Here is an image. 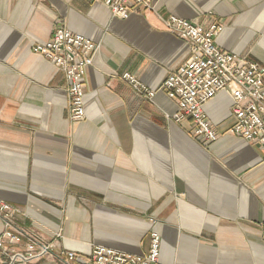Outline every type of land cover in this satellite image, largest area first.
<instances>
[{
  "label": "crops",
  "instance_id": "1",
  "mask_svg": "<svg viewBox=\"0 0 264 264\" xmlns=\"http://www.w3.org/2000/svg\"><path fill=\"white\" fill-rule=\"evenodd\" d=\"M154 1L121 19L89 0H0V198L23 235L15 250L29 238L50 248L30 264H67L69 252L83 264L95 246L146 255L152 233L162 264H264V156L230 133L231 95L205 106L219 137L204 145L160 91L190 58L171 16L221 24L217 46L264 67V0ZM63 27L98 46L78 123L63 73L33 52Z\"/></svg>",
  "mask_w": 264,
  "mask_h": 264
},
{
  "label": "built area",
  "instance_id": "2",
  "mask_svg": "<svg viewBox=\"0 0 264 264\" xmlns=\"http://www.w3.org/2000/svg\"><path fill=\"white\" fill-rule=\"evenodd\" d=\"M108 7L117 18H127L136 8L154 10V0H89ZM169 31L177 35L190 51L189 60L173 70L164 80L160 91L178 104L172 116L175 123L190 121L193 137L204 145L217 142L218 133L211 125L205 106L218 94L231 95L234 125L230 130L251 145L258 146L264 156V67L221 50L216 43L223 26L218 23L204 28L193 21L171 16L166 21ZM98 46L90 39L71 33L66 28L55 31L51 42L37 44L33 52L50 61L61 71L68 85L69 116L74 123L86 118L85 81L93 66ZM121 80L142 97L153 100L157 91L150 89L137 77L126 73ZM15 209L0 198V255L7 259L3 264H30L48 256L49 247H38V240L29 238L25 253L14 246L23 235L13 230L11 218ZM161 237L151 234V247L146 255H134L106 246H95L83 264H162L160 262ZM67 264H76L77 255L63 254Z\"/></svg>",
  "mask_w": 264,
  "mask_h": 264
},
{
  "label": "rangeland",
  "instance_id": "3",
  "mask_svg": "<svg viewBox=\"0 0 264 264\" xmlns=\"http://www.w3.org/2000/svg\"><path fill=\"white\" fill-rule=\"evenodd\" d=\"M0 261H2V262H0V264H3V263L7 262L6 258L1 256V255H0Z\"/></svg>",
  "mask_w": 264,
  "mask_h": 264
}]
</instances>
